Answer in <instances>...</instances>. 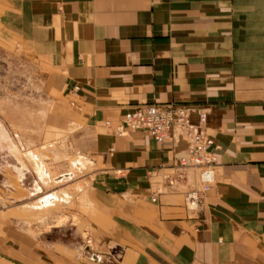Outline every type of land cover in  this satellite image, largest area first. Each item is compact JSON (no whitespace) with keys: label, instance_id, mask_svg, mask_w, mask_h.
Masks as SVG:
<instances>
[{"label":"crops","instance_id":"0c3cea01","mask_svg":"<svg viewBox=\"0 0 264 264\" xmlns=\"http://www.w3.org/2000/svg\"><path fill=\"white\" fill-rule=\"evenodd\" d=\"M7 45L57 69L74 102V136L94 157L96 251L39 242L0 205V264H264V0H0ZM146 105L206 113L215 184L196 214L184 207L192 172L164 180L186 143L113 131Z\"/></svg>","mask_w":264,"mask_h":264},{"label":"rangeland","instance_id":"374dc122","mask_svg":"<svg viewBox=\"0 0 264 264\" xmlns=\"http://www.w3.org/2000/svg\"><path fill=\"white\" fill-rule=\"evenodd\" d=\"M61 81L57 69L25 49L0 47V205L39 242L89 258L96 251L86 219L94 157L90 142L74 136L79 126L69 112L76 110L60 92ZM34 155H45L39 159L52 177H71L58 184L41 178ZM17 169L24 174L21 182ZM48 195L60 202L33 209Z\"/></svg>","mask_w":264,"mask_h":264},{"label":"built area","instance_id":"2783aa9c","mask_svg":"<svg viewBox=\"0 0 264 264\" xmlns=\"http://www.w3.org/2000/svg\"><path fill=\"white\" fill-rule=\"evenodd\" d=\"M70 105L74 106V102ZM194 114L198 116V123L191 121ZM205 119V111L195 108L146 105L125 114L113 130L116 136H124L127 132L146 131L158 144L174 138L186 143L184 149L174 153L176 171L165 175L164 180L170 188H174L186 179L187 171L192 172L195 185L184 196V207L191 214L201 210L207 194L215 184L216 157L211 152L213 141L204 128Z\"/></svg>","mask_w":264,"mask_h":264},{"label":"bare ground","instance_id":"6f19581e","mask_svg":"<svg viewBox=\"0 0 264 264\" xmlns=\"http://www.w3.org/2000/svg\"><path fill=\"white\" fill-rule=\"evenodd\" d=\"M44 114V113H43ZM1 127V126H0ZM34 150V149H33ZM49 155V154H48ZM43 157L45 158V155L43 156V155H41V158L43 159ZM33 158H34V160L36 161V163H37V166L39 165V167H40V169L42 170V172H44V175L47 177H49L51 180L53 179V182L55 183V184H58V183H60V181H63L64 179H68V178H70L71 177V175H72V173H65V175L64 176H62V175H60L61 177H59V175H57V176H55V177H52L51 176V173H50V169L48 170L47 169V167L46 166H44L43 165V163L40 161V157H39V155H34L33 156ZM40 158V159H39ZM44 161V160H43ZM61 161V160H60ZM59 161V162H60ZM25 166V165H24ZM17 168V167H16ZM24 168V167H23ZM20 169V168H19ZM26 169V168H25ZM57 169V168H56ZM17 171H18V169H17ZM20 171V170H19ZM18 171V172H19ZM64 174V173H63ZM24 178V174H22V172L20 171V175H19V181L21 182V180ZM38 190V189H37ZM36 190V191H37ZM53 202V199H46V200H43V201H40L39 202V206H37L36 207V209L37 210H40V209H42V207L44 206H48L49 204H51ZM56 202H58V201H56ZM66 218V217H65ZM60 223H61V221H58L57 222V225H60Z\"/></svg>","mask_w":264,"mask_h":264}]
</instances>
